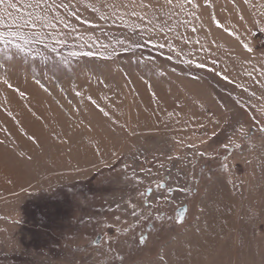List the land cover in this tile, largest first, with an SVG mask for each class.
Returning <instances> with one entry per match:
<instances>
[{
	"label": "rangeland",
	"instance_id": "374dc122",
	"mask_svg": "<svg viewBox=\"0 0 264 264\" xmlns=\"http://www.w3.org/2000/svg\"><path fill=\"white\" fill-rule=\"evenodd\" d=\"M0 32V264H264V0H5Z\"/></svg>",
	"mask_w": 264,
	"mask_h": 264
},
{
	"label": "snow or ice",
	"instance_id": "6c2138e0",
	"mask_svg": "<svg viewBox=\"0 0 264 264\" xmlns=\"http://www.w3.org/2000/svg\"><path fill=\"white\" fill-rule=\"evenodd\" d=\"M5 2V0H0V4H3ZM41 2V0H37V6L39 5V3ZM169 3H171V0H168ZM190 2V0H189ZM10 7L15 8L16 5L15 4H9ZM8 35H15V33H8ZM5 38V34L0 32V39H4ZM73 55H77V53L73 52ZM86 55H92V53H86ZM9 87H11V85H9Z\"/></svg>",
	"mask_w": 264,
	"mask_h": 264
},
{
	"label": "water",
	"instance_id": "95a60500",
	"mask_svg": "<svg viewBox=\"0 0 264 264\" xmlns=\"http://www.w3.org/2000/svg\"><path fill=\"white\" fill-rule=\"evenodd\" d=\"M185 208H186V206H183V207L179 208V209L177 210V213H176V214H178V216H181V215L185 214V213H184Z\"/></svg>",
	"mask_w": 264,
	"mask_h": 264
}]
</instances>
